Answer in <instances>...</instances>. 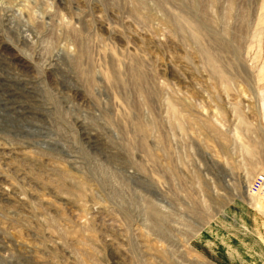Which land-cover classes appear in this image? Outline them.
I'll return each mask as SVG.
<instances>
[{
  "label": "rangeland",
  "instance_id": "1",
  "mask_svg": "<svg viewBox=\"0 0 264 264\" xmlns=\"http://www.w3.org/2000/svg\"><path fill=\"white\" fill-rule=\"evenodd\" d=\"M262 178L264 0H0V264H264Z\"/></svg>",
  "mask_w": 264,
  "mask_h": 264
},
{
  "label": "crops",
  "instance_id": "2",
  "mask_svg": "<svg viewBox=\"0 0 264 264\" xmlns=\"http://www.w3.org/2000/svg\"><path fill=\"white\" fill-rule=\"evenodd\" d=\"M224 219L225 220H228V217L227 216H225L224 217ZM229 222V221H228ZM236 225V224H235ZM238 226V225H237ZM214 239H215V237H214ZM214 245V244H213ZM214 247V249H218L217 248V246H213ZM204 249V252H205V254L206 255H210V256H213V258H212V260L213 261H215V262H224V261H226V262H228V263H230V264H236V262L237 261H241L239 258L238 259H236L235 258V255H237V257H238V255H242V252L241 251H238V252H233V253H230V252H223V254L222 255H224L225 254V259H222V258H220L219 257V254H218V251H215V250H213V249H211V247H206V248H203ZM227 250H230L229 248H227ZM208 255V256H209ZM243 257V256H242ZM242 261H244L245 263L247 262V263H250V259L249 260H246V259H244V260H242Z\"/></svg>",
  "mask_w": 264,
  "mask_h": 264
},
{
  "label": "built area",
  "instance_id": "3",
  "mask_svg": "<svg viewBox=\"0 0 264 264\" xmlns=\"http://www.w3.org/2000/svg\"><path fill=\"white\" fill-rule=\"evenodd\" d=\"M263 181V183H262ZM261 185H262V188L264 189V178L261 179Z\"/></svg>",
  "mask_w": 264,
  "mask_h": 264
}]
</instances>
